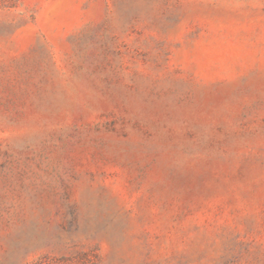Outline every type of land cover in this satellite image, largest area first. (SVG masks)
<instances>
[{"label":"rangeland","instance_id":"obj_1","mask_svg":"<svg viewBox=\"0 0 264 264\" xmlns=\"http://www.w3.org/2000/svg\"><path fill=\"white\" fill-rule=\"evenodd\" d=\"M0 264H264V0H0Z\"/></svg>","mask_w":264,"mask_h":264}]
</instances>
